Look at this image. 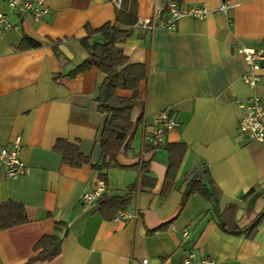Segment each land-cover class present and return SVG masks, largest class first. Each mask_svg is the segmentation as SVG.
Masks as SVG:
<instances>
[{"label":"crops","instance_id":"1","mask_svg":"<svg viewBox=\"0 0 264 264\" xmlns=\"http://www.w3.org/2000/svg\"><path fill=\"white\" fill-rule=\"evenodd\" d=\"M136 1L139 20L153 17L161 3ZM178 1L210 12L205 19L183 17L175 29L117 24L130 31L120 44L129 63L147 69L134 103L138 125L130 147L117 157L122 167L106 175L105 194L122 196L136 185L126 210L138 217L118 221L98 203L83 205L99 174L90 163L69 164L57 145L67 141L90 161L102 159L108 115L99 110L97 96L106 74L96 66L74 72L89 56L84 40L102 41L94 30L115 23L120 7L115 0H47L49 14L35 22L0 0V11L13 24L0 31V147L21 137L28 167L17 178L0 168V204L20 205L28 217L0 229V264H181L190 251L217 264H264V217L253 237L227 232L219 222L229 204H236L233 219L242 230L264 216V143L237 131L240 103L255 95L264 101V69L260 84H246L241 52L264 43V0ZM25 38L39 44L23 48ZM117 93L130 97L132 91ZM162 111L179 126L154 147L144 134ZM176 143L187 148L175 179L167 181V146ZM196 169L201 177L211 176L214 184L207 187L212 192L216 186L218 197L197 192L182 206ZM55 233L63 239L61 253L32 261L42 237Z\"/></svg>","mask_w":264,"mask_h":264},{"label":"trees","instance_id":"2","mask_svg":"<svg viewBox=\"0 0 264 264\" xmlns=\"http://www.w3.org/2000/svg\"><path fill=\"white\" fill-rule=\"evenodd\" d=\"M138 5L136 0H122L120 12L116 15L115 23H107L99 30H94V34H100L102 41L89 42L84 40L89 56L75 70L74 74L84 72L94 66L106 74L104 82L99 91V107L102 112L108 115L101 135L102 159L99 162H92L79 151V146L67 141L59 142L57 148L62 152L65 160L74 166L83 163H90L97 170L98 176L108 183V172L110 169L122 165L117 162V157L122 151L130 147V141L137 128L138 123L133 122L132 114L134 103L139 100L140 82L147 78V69L144 64H131L124 53L121 43L129 36L128 29L117 27V24L128 26L138 23ZM39 43L25 38L21 47L30 48ZM119 89H129L132 91L130 97L119 96ZM141 120V118H140ZM139 120V121H140ZM170 154V163L167 173V181L176 177L182 159L186 152L185 143L170 144L167 146ZM146 163L142 164L141 183H144ZM196 169L191 172L190 181L186 186L182 197V206H185L189 197L194 193H201L207 199L216 200L219 194L218 188L213 186L211 192L207 183L214 184L211 176H200ZM130 191L122 196L104 194L97 203L104 214L115 216L119 210L126 209L130 202V196L135 186L130 187ZM236 204H229L225 211L220 213L219 222L221 227L230 233H244L245 237H253L263 221V214L260 215L252 225L246 230L240 229L234 221ZM24 208L17 204H0V229L16 224L24 223L27 219ZM63 239L58 234L45 235L36 246V254L30 258L32 261H46L55 258L62 250Z\"/></svg>","mask_w":264,"mask_h":264},{"label":"built area","instance_id":"3","mask_svg":"<svg viewBox=\"0 0 264 264\" xmlns=\"http://www.w3.org/2000/svg\"><path fill=\"white\" fill-rule=\"evenodd\" d=\"M6 7L10 12L17 11L22 16H29L35 22H41L49 14L47 0H4ZM122 0H115L120 7ZM153 17L145 20H139L137 24L148 27L152 30L158 28L175 29L177 22L183 17H192L196 19H205L209 14V9L205 6H195L189 9L184 8L178 0H160ZM229 2L226 1L222 10L226 11ZM167 15L168 17H166ZM13 26L9 18V13L0 11V31H7ZM241 52L245 56L248 64V70L244 75L246 84L255 87L262 81L261 71L264 69V43L261 47L251 48L243 47ZM264 101L255 95L243 101L241 107L243 115L240 117L238 130L242 135L250 139L264 143ZM179 126L178 120L168 111H162L155 120L154 127L148 133H145V142L154 147L164 144L166 134L169 130ZM21 137H16L10 146L0 147V168H3L6 175L11 178H17L28 172V167L24 166L21 159ZM92 190L84 193L82 203L84 206H90L97 201L108 190L105 179L98 177L93 180ZM138 213L130 212L126 209L119 210L115 219L127 220L137 218ZM148 264V259L143 261ZM181 264H217L212 257H201L195 251L187 253Z\"/></svg>","mask_w":264,"mask_h":264}]
</instances>
